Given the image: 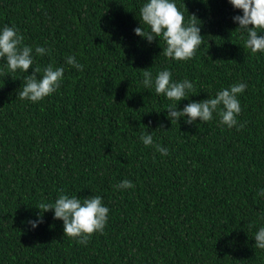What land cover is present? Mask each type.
Returning a JSON list of instances; mask_svg holds the SVG:
<instances>
[{
  "label": "trees",
  "instance_id": "trees-1",
  "mask_svg": "<svg viewBox=\"0 0 264 264\" xmlns=\"http://www.w3.org/2000/svg\"><path fill=\"white\" fill-rule=\"evenodd\" d=\"M141 2L0 0V26L49 49L33 65L65 69L37 102L17 95L27 73L0 71V264H264L252 237L264 225V53L243 46L228 0H177L200 23L202 43L190 60L165 58L162 41L133 32ZM69 54L82 71L65 63ZM165 67L195 82L192 100L246 82L243 126H218L215 116L170 123L171 101L140 83ZM142 131L168 154L143 145ZM124 178L134 187L115 189ZM60 193L100 195L103 232L78 243L52 210L32 228L36 206Z\"/></svg>",
  "mask_w": 264,
  "mask_h": 264
},
{
  "label": "clouds",
  "instance_id": "clouds-1",
  "mask_svg": "<svg viewBox=\"0 0 264 264\" xmlns=\"http://www.w3.org/2000/svg\"><path fill=\"white\" fill-rule=\"evenodd\" d=\"M228 3L234 9L240 10L231 19L239 29L243 46L252 53H264V0H228ZM182 7L183 5L178 8L177 0H142L135 13L139 26L133 28L134 34L148 43L154 39L162 41L164 46L161 52L165 58L173 61L190 60L202 43V35L200 23L194 18L185 19ZM191 17L196 16L191 14ZM23 41L24 37L15 25L0 26V60L4 62L0 71L8 74L17 71L27 73L17 95L22 100L37 102L60 87L65 69L63 65L55 66L52 63L42 69L34 66L35 57L45 55L49 49L40 44L33 46ZM64 61L77 71L84 68L74 55H66ZM30 65L33 66L31 72L28 71ZM37 73L42 74L38 76ZM140 83L144 89L154 90L157 95L162 94L171 101L163 108L167 110L164 114L170 123L181 118L186 124H192L197 118L207 122L215 116L218 126H235L237 129L243 126L237 120L241 112L238 94L244 92L246 82H233L227 87L217 89L214 95L199 100L189 98L193 94L195 82L187 77L173 79L167 67L157 70L155 74L145 70ZM182 99H188V102L178 107ZM139 141L145 146H153L161 156L168 154L166 146L154 143L151 131H142ZM113 187L123 190L134 185L130 179L124 178ZM256 195L264 199V187H259ZM36 207L41 211L36 213L35 219L28 220L32 228L43 222V211L52 210L53 217L62 220L63 234L81 244H87L94 232H103L109 213L102 197L96 194L81 199L77 194L60 193L53 201ZM252 237L255 248L264 250V225L258 226Z\"/></svg>",
  "mask_w": 264,
  "mask_h": 264
}]
</instances>
